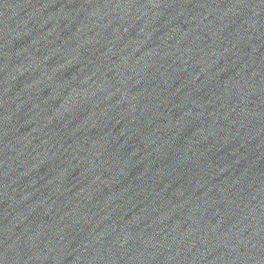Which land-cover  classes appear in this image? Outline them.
Returning a JSON list of instances; mask_svg holds the SVG:
<instances>
[{"label": "water", "instance_id": "obj_1", "mask_svg": "<svg viewBox=\"0 0 264 264\" xmlns=\"http://www.w3.org/2000/svg\"><path fill=\"white\" fill-rule=\"evenodd\" d=\"M0 264H264V0H0Z\"/></svg>", "mask_w": 264, "mask_h": 264}]
</instances>
